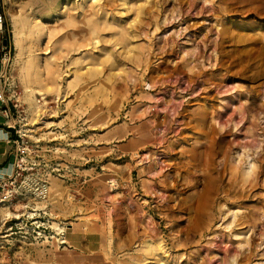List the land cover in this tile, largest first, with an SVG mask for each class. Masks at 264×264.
Listing matches in <instances>:
<instances>
[{
  "label": "rangeland",
  "instance_id": "obj_1",
  "mask_svg": "<svg viewBox=\"0 0 264 264\" xmlns=\"http://www.w3.org/2000/svg\"><path fill=\"white\" fill-rule=\"evenodd\" d=\"M211 1L0 0V264H264V0Z\"/></svg>",
  "mask_w": 264,
  "mask_h": 264
},
{
  "label": "crops",
  "instance_id": "obj_2",
  "mask_svg": "<svg viewBox=\"0 0 264 264\" xmlns=\"http://www.w3.org/2000/svg\"><path fill=\"white\" fill-rule=\"evenodd\" d=\"M1 7V4H0ZM3 34L0 35V52L4 48ZM1 60V55H0ZM3 66L0 64V91L3 86ZM4 104L0 100V181L10 178L14 173V138L15 129L2 112Z\"/></svg>",
  "mask_w": 264,
  "mask_h": 264
},
{
  "label": "bare ground",
  "instance_id": "obj_3",
  "mask_svg": "<svg viewBox=\"0 0 264 264\" xmlns=\"http://www.w3.org/2000/svg\"><path fill=\"white\" fill-rule=\"evenodd\" d=\"M203 1V0H202ZM209 1H211V0H209ZM212 2V1H211ZM0 27H1V25H0ZM16 41H18V40H16ZM15 41V42H16ZM17 43H19V42H17ZM16 43V44H17ZM18 46V45H17ZM22 50V49H21ZM20 52L21 51H19L18 52V56L20 55ZM23 52V51H22ZM51 57L52 56H50V57H48V58H44V61L42 62V67L43 68H45L46 70L47 69H49L50 68V65H51ZM22 58V57H21ZM17 61H19V58H17L16 59ZM5 62H6V64H5ZM18 63V62H17ZM8 68H9V58L8 57H4L3 58V69H4V73L8 70ZM25 69V71L27 72V68H25V66L23 67H21V70H24ZM24 74V73H23ZM28 80V79H27ZM24 82H25V79H24ZM28 82V81H27ZM25 92H26V94L30 97V99H31V101L32 102H34V104H35V106H38V100H37V98H36V96L34 95V93H33V91L30 89V87H28V86H25ZM223 129V128H222ZM243 151V150H242ZM249 153V152H248ZM239 158V157H238ZM249 159V158H248ZM248 163L246 164V166H244L243 168H242V177H243V182L244 183H247V182H249V184H251L252 185V181H254L255 180V174H256V177H259L260 175H262L263 173H264V163L263 164H259L258 165V163L255 161V160H251V161H247ZM238 164V163H237ZM239 165V164H238ZM254 175V176H253ZM242 187H244V186H242ZM246 188V187H245ZM243 189V188H242ZM9 196V191L8 192H5V193H2V191L0 192V205H2V204H4V202H5V199L7 198ZM232 210V209H231ZM256 220H258L257 218H253V222L252 223H250L249 224V226H248V229L246 230V231H242L244 234H246L249 230H250V228L252 227V226H255L256 225ZM243 222V221H242ZM241 233V232H240ZM243 233H241V234H243ZM239 234V233H238ZM224 235V234H223ZM236 236V235H235ZM151 242L150 243H152V240H150ZM243 242V241H242ZM149 243V242H148ZM161 244V243H160ZM159 244V245H160ZM156 245V244H155ZM154 245V246H155ZM158 245V246H159ZM162 246V245H161ZM159 251H160V249H159ZM161 254L163 255V257L164 258H167L168 259V254H166V251L165 250H161ZM180 258V257H179ZM177 262V261H176ZM173 264H176V263H173Z\"/></svg>",
  "mask_w": 264,
  "mask_h": 264
},
{
  "label": "built area",
  "instance_id": "obj_4",
  "mask_svg": "<svg viewBox=\"0 0 264 264\" xmlns=\"http://www.w3.org/2000/svg\"><path fill=\"white\" fill-rule=\"evenodd\" d=\"M3 19H4L3 14H0V25H1L0 30L2 29V26H3V22H4ZM2 81H3V86L0 91V100L4 104V108L2 109V112L5 114L6 118L10 119L13 117V108H16L17 104L14 102L15 95H14V90H13V83H12L10 72L8 70L3 74ZM12 127L15 129V133H16V136L14 138V148H15L14 154L16 153L15 155L17 158L21 150L20 149L21 135L18 132V130L15 128V126L12 125ZM16 162L18 161L16 160ZM18 166H19L18 163H16L14 165V169H16V167ZM8 179L9 178L0 181V188L3 187L2 184L3 183L5 184L6 180Z\"/></svg>",
  "mask_w": 264,
  "mask_h": 264
},
{
  "label": "water",
  "instance_id": "obj_5",
  "mask_svg": "<svg viewBox=\"0 0 264 264\" xmlns=\"http://www.w3.org/2000/svg\"><path fill=\"white\" fill-rule=\"evenodd\" d=\"M5 36H7L6 33H5ZM3 44H4V45L8 44V39H7V38H4V40H3Z\"/></svg>",
  "mask_w": 264,
  "mask_h": 264
}]
</instances>
